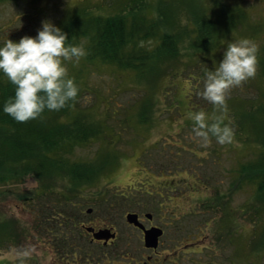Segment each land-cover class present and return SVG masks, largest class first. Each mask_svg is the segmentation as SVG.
<instances>
[{
	"label": "rangeland",
	"instance_id": "obj_1",
	"mask_svg": "<svg viewBox=\"0 0 264 264\" xmlns=\"http://www.w3.org/2000/svg\"><path fill=\"white\" fill-rule=\"evenodd\" d=\"M155 2L158 3L159 0H150L148 7L150 14L155 10ZM200 2L205 3L207 0ZM223 2L226 5L240 3L246 6L248 10L250 9L251 23L257 24L264 31V0ZM213 3L209 2V7H212ZM132 4H135L133 0H0V43L8 37L18 40L22 35L36 34L41 27V21L45 18L57 23L66 12L88 9L91 13L111 14ZM176 13L182 24L188 19V13L184 10ZM246 33H249L248 27L241 24L239 28L232 29L227 34L229 38L222 39V47L219 49L206 52L205 56L198 57L197 60L189 61L188 56L183 55V61L177 68L178 73H174V67L167 69L160 66L158 71L162 72L160 75L141 74L121 69L114 63L100 59L86 60L85 54L78 58L74 57L73 64L67 66L80 81L78 98L80 104L86 105L87 111L93 110L95 117H103L115 131L113 139L101 138L76 149L79 159L92 160L101 148H105L109 156L107 168L102 171L97 182L102 186L97 191L101 198L93 197L97 200V206L105 205L101 203L107 201H123L124 199L117 197V194L128 184L136 188L143 185H169L172 194L178 196V199L185 200L184 210L189 211L186 215H189L192 222L204 223L206 219H214L207 221L210 225L206 226V232L209 234L201 241L205 247L202 244L192 247H199L203 251H190L183 257L190 259L183 261L185 264L200 263L208 258V254L215 258L217 264H232L234 262L232 252L235 246H238L234 242L235 235L245 238L242 241L246 243V248H251L253 241V258L256 260L254 264H264V246L261 243L264 236L261 235L264 232V211L259 212L264 209V201L254 205L252 183L244 181L242 186L233 188L225 199L231 202L232 207V218L227 224L217 221L216 217L221 212H215V209L209 208L207 204V199L211 200L210 203L213 205L217 203L214 197L217 198L218 191L224 193L230 189L234 180L231 169L238 168L240 162L253 159L258 154L256 143L242 139L245 138L247 124L238 123V119L230 113L235 110L241 114L244 111L242 107L247 108L245 101L254 103L260 93L264 92V83H261L257 74L258 63L257 73L255 71L253 76L231 87L226 94V111L223 115L224 122L229 123L233 129L232 141L221 144L211 132L207 138L197 136L193 128L195 121L189 116L190 112L203 110L208 114V122L211 123L215 116L220 114V107L201 94L205 71L218 65L223 49L229 41L240 39L238 36L245 37ZM261 36L260 41H255L258 45L264 41V32ZM186 61L189 62L187 65ZM190 69L199 76L196 88L193 87L194 78L188 76ZM240 103L241 107H238ZM142 113L147 116L144 121L141 120ZM241 118L243 116L239 119ZM28 177L33 176H27L15 184L0 186V189L7 187L13 189V192L7 191V197L0 201V219L11 218L16 223L12 231L15 233L14 239L6 235L4 228L0 231V260L3 259L0 261L1 264H20L21 260L26 264V260L18 255L23 251L22 232L25 223L28 220L33 221V216L40 214L44 201L60 199L55 193L47 198L43 195H34L30 201L17 197L32 193L38 186L37 181ZM86 188H88L86 191H92L96 186ZM141 189L135 192L141 195ZM192 189L196 191L193 192ZM147 196L141 195L142 199H148ZM73 197V200L83 199L79 195ZM115 204L108 212V216H115L118 219L124 207ZM239 208L243 211L238 210ZM247 210L248 213H242ZM100 213L99 208L90 215ZM237 216L239 223L235 219ZM254 218H259L257 228L254 225ZM237 248L240 249V245ZM46 254L45 264H48L53 254L50 252Z\"/></svg>",
	"mask_w": 264,
	"mask_h": 264
},
{
	"label": "trees",
	"instance_id": "obj_2",
	"mask_svg": "<svg viewBox=\"0 0 264 264\" xmlns=\"http://www.w3.org/2000/svg\"><path fill=\"white\" fill-rule=\"evenodd\" d=\"M133 1L135 4L111 14L91 13L88 9L66 12L56 24L68 33L70 43L82 45L86 60L100 59L114 63L121 69L157 75L162 73H158L160 66L167 69L174 67V73H178L183 55L188 56L189 61L197 60L206 52L219 49L222 39L229 38L227 34L241 24L249 30L245 37L256 42L262 39L261 33L264 32L260 26L251 23L250 9L240 3L226 5L223 0H207L205 3L200 0H159L154 3L155 10L150 14V0ZM209 2L213 3L211 8ZM181 10L188 13V19L183 24L176 13ZM258 46L259 68L256 73L264 83V41ZM73 58L64 63L71 66ZM188 63L186 61V65ZM188 71H191L188 76L194 78L193 87L196 88L199 76L191 69ZM68 75L75 77L76 83L81 86L69 69ZM14 88L7 75L0 72V186L15 184L27 176H33L38 181L34 191L17 195L27 201L32 200L34 195L47 198L52 193L58 194L62 200H70L84 193L97 194L102 187L97 184L98 178L107 168L109 156L105 148H101L94 159H79L76 149L101 138L113 139L115 131L111 124L105 122L103 117H95L93 110L87 111L86 105L80 104L79 90L64 107L53 110L45 108L35 118L18 121L2 111L5 99L14 94ZM258 97L254 103L245 101L247 108L243 106L241 114L235 110L230 112L238 123L247 124L245 138L242 139L256 143L258 154L253 159L240 162L238 168L231 169L234 180L228 191L217 192V198L214 197L217 202L215 211L224 207L223 202L231 190L242 186L244 181L252 183L254 187V205L264 201V92ZM238 107H241V103ZM241 116L242 122L239 119ZM146 119L147 116L142 113L141 120ZM94 185L95 190L86 191L87 186ZM7 191L10 193L13 189H0V201L7 197ZM242 213H248V210ZM258 219H253L256 228ZM15 225L14 219H0V231H13ZM256 233L257 230L254 231ZM242 239L245 238L235 235L234 242L238 246L232 252L235 257L232 264H254L253 241L251 259L247 260V246ZM261 243L264 246V236ZM239 245L240 249L237 248Z\"/></svg>",
	"mask_w": 264,
	"mask_h": 264
},
{
	"label": "flooded vegetation",
	"instance_id": "obj_3",
	"mask_svg": "<svg viewBox=\"0 0 264 264\" xmlns=\"http://www.w3.org/2000/svg\"><path fill=\"white\" fill-rule=\"evenodd\" d=\"M124 188L117 194L123 201L102 202L105 205L101 206L93 199L101 198L95 192L84 193L82 200L44 201L40 214L24 225L22 246L29 254L22 257L26 264H45L47 252L53 254L48 264H185L190 259L183 257L190 251H203L192 247L200 244L205 247L201 241L209 234L206 226L210 223L207 221H213V218L204 223L192 222L186 215L189 211L184 210L185 200L172 194L169 185L139 186L148 199H142V194L135 192L139 188L134 185L128 184ZM210 201L208 207L214 209L215 203ZM115 203L124 207L118 219L108 216ZM223 203L224 207L216 210L221 212L216 220L227 224L232 218V207L230 201ZM99 208L100 214L90 215ZM131 212L136 214L135 222L128 220L127 215ZM235 219L239 223V216ZM147 230L161 231L155 244L147 243ZM6 235L14 239L15 233L10 231ZM246 258L251 259L250 248L246 250ZM196 264L217 262L208 254L207 259Z\"/></svg>",
	"mask_w": 264,
	"mask_h": 264
},
{
	"label": "clouds",
	"instance_id": "obj_4",
	"mask_svg": "<svg viewBox=\"0 0 264 264\" xmlns=\"http://www.w3.org/2000/svg\"><path fill=\"white\" fill-rule=\"evenodd\" d=\"M258 47L249 37L229 41L218 65L205 71L201 94L221 111L211 123L203 110L189 113L195 121L193 128L197 136L207 138L211 132L221 144L232 141L233 129L224 122L223 115L226 94L231 87L255 74ZM84 54L83 47L70 43L68 33L49 18L41 21L34 35L25 34L18 40L8 37L0 43V72L7 75L15 88L14 94L5 99L2 111L24 121L39 116L45 108L64 107L79 90L64 61ZM28 254L26 249L18 253Z\"/></svg>",
	"mask_w": 264,
	"mask_h": 264
},
{
	"label": "water",
	"instance_id": "obj_5",
	"mask_svg": "<svg viewBox=\"0 0 264 264\" xmlns=\"http://www.w3.org/2000/svg\"><path fill=\"white\" fill-rule=\"evenodd\" d=\"M135 213H128L127 217H128V220L129 221H132V222H135ZM161 231H151V230H147L146 232V241L148 244H155V240H156V237L160 234Z\"/></svg>",
	"mask_w": 264,
	"mask_h": 264
}]
</instances>
